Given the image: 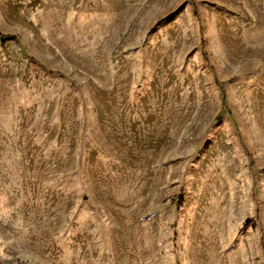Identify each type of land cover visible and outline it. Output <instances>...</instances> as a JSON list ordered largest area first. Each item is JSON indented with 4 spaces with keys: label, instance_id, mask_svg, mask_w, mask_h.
<instances>
[{
    "label": "rangeland",
    "instance_id": "1",
    "mask_svg": "<svg viewBox=\"0 0 264 264\" xmlns=\"http://www.w3.org/2000/svg\"><path fill=\"white\" fill-rule=\"evenodd\" d=\"M0 264H264V0H0Z\"/></svg>",
    "mask_w": 264,
    "mask_h": 264
}]
</instances>
